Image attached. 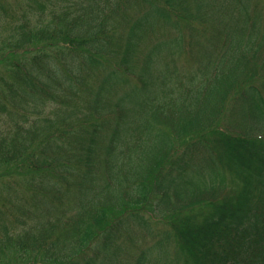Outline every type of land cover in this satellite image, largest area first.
Wrapping results in <instances>:
<instances>
[{
    "label": "trees",
    "instance_id": "1",
    "mask_svg": "<svg viewBox=\"0 0 264 264\" xmlns=\"http://www.w3.org/2000/svg\"><path fill=\"white\" fill-rule=\"evenodd\" d=\"M13 2L0 264H264V0H71L54 40L29 21L57 1ZM148 205L173 252L123 262Z\"/></svg>",
    "mask_w": 264,
    "mask_h": 264
},
{
    "label": "rangeland",
    "instance_id": "2",
    "mask_svg": "<svg viewBox=\"0 0 264 264\" xmlns=\"http://www.w3.org/2000/svg\"><path fill=\"white\" fill-rule=\"evenodd\" d=\"M4 1L7 9H15L16 11V15L14 17V22L15 23H19L21 22V15H19V8L21 9L22 4L20 6H15V3L13 2V0H2ZM57 1L58 3H52L47 5V11H45V15L40 18L39 20H37V18H32L29 22L31 24V27L33 30H38V29H42L43 27L46 28V26L48 25H54V27L50 26L56 35L55 37L52 39L54 40L55 38H61L62 37V33L59 32L61 31L62 27H59L56 24V20L58 17V14L62 11V7L63 5L66 6V8H68V17L72 18L74 17V12H75V5L74 2L71 3V0H67L65 2L61 1V0H54ZM98 1H102V0H98ZM25 2V0H24ZM53 2V0H52ZM69 3L70 6H69ZM136 8L133 7H129L128 10H134ZM48 10H50V12H48ZM108 10H106L105 12H107ZM142 9H136L132 12V15H139L141 13ZM76 13H79L76 10ZM63 15V13H61ZM80 16H82L83 19H85V15L84 14H80ZM112 17H116V15L112 14ZM37 20V21H36ZM55 20V22H54ZM181 24H185L184 21H181ZM29 30V29H28ZM169 32V29L167 27H161L158 25H154L151 27V29H149L146 32V38H154L157 37L161 34H167ZM11 37V31H10V21H7L3 15L0 13V51H2L4 53V58H3V62H0V73L6 72L8 68H12L9 66V64L7 63L6 60H10L12 58H18L17 54H7L5 51V48L8 46V39ZM17 37V35H16ZM3 39H5V43H3ZM18 39V38H17ZM37 38H33V40H35ZM35 42L36 41H30V45H29V51L28 53L22 55V59H28L29 56L33 53H35L34 49L35 47ZM59 43L57 42L56 44H50V47H46L44 48V52H52L53 50H56V47ZM28 45V44H27ZM46 46V45H45ZM44 46V47H45ZM35 47V48H34ZM18 52V51H17ZM1 60V57H0ZM112 62V60L110 61V63ZM105 63H109L108 61H106ZM104 66L108 67V64H105ZM9 71V70H8ZM10 122V118L7 115H2L0 117V131H4V125L6 123ZM27 126V124H26ZM1 133V132H0ZM11 176L9 177H3L5 180H8L9 178H15L17 177L16 174L12 173L10 174ZM13 175V176H12ZM24 175L20 174V176L17 177V179L23 178ZM4 181L0 179V196H4L6 195V191L4 188ZM155 201H151L150 204H153ZM147 207L149 211H151L152 217L149 216V212H144L141 213L142 217L145 219V222L147 223L146 227L147 229H149V233L145 230L141 228H139L138 226H136L134 223H128V229L127 232L129 231V234L131 235L130 239H128V237L126 238V236H122V239L120 238V242H121V248L123 250H119L117 252L118 254V258L123 257V262L124 260L128 259V263H129V257L131 255H140L142 252V249H146L144 250V255L146 257H149V255L151 254V256H157L160 255V260L165 261L167 258H165L167 255H171L173 252V244L169 241H167L166 239V230L169 229V226L167 225V223L161 218V215L159 213H157L156 211L154 212V209L152 208L151 205H148ZM152 236H151V235ZM99 243L98 240L94 243L91 244V248H93V246ZM9 249L14 248L13 246L8 247ZM142 248V249H141ZM89 252V251H88ZM36 255V253L34 252L32 254V256ZM25 256V255H24ZM23 256V257H24ZM27 256V255H26ZM31 256V255H30ZM135 258V256H134ZM25 259V258H24ZM132 262V259L130 260V263Z\"/></svg>",
    "mask_w": 264,
    "mask_h": 264
}]
</instances>
